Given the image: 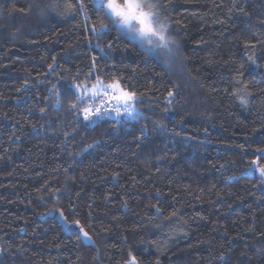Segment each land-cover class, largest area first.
<instances>
[{"label":"trees","instance_id":"16d2710c","mask_svg":"<svg viewBox=\"0 0 264 264\" xmlns=\"http://www.w3.org/2000/svg\"><path fill=\"white\" fill-rule=\"evenodd\" d=\"M79 2L0 0V264H264V0H159L168 65Z\"/></svg>","mask_w":264,"mask_h":264},{"label":"snow or ice","instance_id":"6c2138e0","mask_svg":"<svg viewBox=\"0 0 264 264\" xmlns=\"http://www.w3.org/2000/svg\"><path fill=\"white\" fill-rule=\"evenodd\" d=\"M92 3L97 11L103 12L118 33L138 43L146 55L156 56L164 64H170L171 58L175 55L173 48L175 41L167 35V22L161 20V11L164 6L159 3V0H92ZM51 7H55V5H51ZM77 7L84 11L83 0H80ZM91 31L98 35H104L111 29L102 24L99 29L93 27ZM91 75L92 73H89V76ZM72 87L76 91H70L68 94L74 97L75 102L70 104V108L76 109L79 103L85 101V95L78 94L81 85L75 84ZM168 95L171 97L173 93L169 92ZM94 98H100L101 102L94 107L85 106L82 109L85 120H88L92 114L103 118L104 105L107 103H113L111 111H114L117 117L123 116L125 121H139L145 118L136 107V93L126 91L119 80L105 85L102 80L97 78V85L88 90V99ZM60 103L61 101L58 99L57 105L59 106ZM241 103H246L244 97H241ZM121 109H123V113ZM257 151L264 159V149ZM252 164L254 169L259 171L260 176L264 177V164L259 163V160H253ZM61 216H63V212H61ZM73 223L78 225L79 221ZM80 233L85 239L90 240L88 233L82 227ZM77 238L79 239V236ZM128 264H137L136 258L131 257Z\"/></svg>","mask_w":264,"mask_h":264},{"label":"built area","instance_id":"2783aa9c","mask_svg":"<svg viewBox=\"0 0 264 264\" xmlns=\"http://www.w3.org/2000/svg\"><path fill=\"white\" fill-rule=\"evenodd\" d=\"M113 106H114L113 103H107V104L104 105V108H105V109H112Z\"/></svg>","mask_w":264,"mask_h":264},{"label":"rangeland","instance_id":"374dc122","mask_svg":"<svg viewBox=\"0 0 264 264\" xmlns=\"http://www.w3.org/2000/svg\"><path fill=\"white\" fill-rule=\"evenodd\" d=\"M96 85H97V84H96ZM105 85H107V84H105ZM94 86H95V85H94ZM92 88H93V87H92ZM92 88H91V89H92ZM100 102H101V101H99L97 104H100ZM121 110H123V109H121ZM63 226H64V228L67 227V226L64 224V222H63Z\"/></svg>","mask_w":264,"mask_h":264}]
</instances>
